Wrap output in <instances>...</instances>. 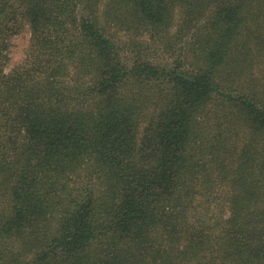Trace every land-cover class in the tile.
Returning <instances> with one entry per match:
<instances>
[{
	"label": "trees",
	"instance_id": "obj_1",
	"mask_svg": "<svg viewBox=\"0 0 264 264\" xmlns=\"http://www.w3.org/2000/svg\"><path fill=\"white\" fill-rule=\"evenodd\" d=\"M0 264H264V0H0Z\"/></svg>",
	"mask_w": 264,
	"mask_h": 264
},
{
	"label": "rangeland",
	"instance_id": "obj_2",
	"mask_svg": "<svg viewBox=\"0 0 264 264\" xmlns=\"http://www.w3.org/2000/svg\"><path fill=\"white\" fill-rule=\"evenodd\" d=\"M18 31L9 34L6 36V40L8 41V61L5 65V71H9L14 66L22 63L25 59L26 52L30 43V36H31V28L26 21H22L19 24ZM161 55H164V52H161ZM161 56V57H162ZM213 199L211 202L214 206L215 212L213 210V214L217 215L221 214L227 205L225 202H221V199L227 198V181L226 180H216L213 184ZM213 209V208H212Z\"/></svg>",
	"mask_w": 264,
	"mask_h": 264
}]
</instances>
